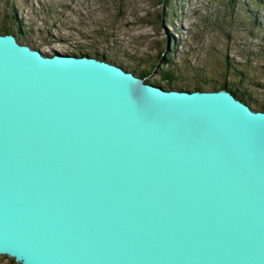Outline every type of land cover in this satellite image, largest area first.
I'll use <instances>...</instances> for the list:
<instances>
[{
	"label": "water",
	"instance_id": "1",
	"mask_svg": "<svg viewBox=\"0 0 264 264\" xmlns=\"http://www.w3.org/2000/svg\"><path fill=\"white\" fill-rule=\"evenodd\" d=\"M0 255L264 264V109L0 33Z\"/></svg>",
	"mask_w": 264,
	"mask_h": 264
},
{
	"label": "rangeland",
	"instance_id": "2",
	"mask_svg": "<svg viewBox=\"0 0 264 264\" xmlns=\"http://www.w3.org/2000/svg\"><path fill=\"white\" fill-rule=\"evenodd\" d=\"M12 10L24 39L17 38ZM2 23L42 53L96 51L135 75L172 43L175 84L190 85L198 76L219 83L226 67V78L237 82L235 72L243 70L245 85L264 109V0H0ZM0 264L21 263L0 255Z\"/></svg>",
	"mask_w": 264,
	"mask_h": 264
},
{
	"label": "trees",
	"instance_id": "3",
	"mask_svg": "<svg viewBox=\"0 0 264 264\" xmlns=\"http://www.w3.org/2000/svg\"><path fill=\"white\" fill-rule=\"evenodd\" d=\"M161 3H166L168 0H160ZM231 3H234L235 0H230ZM9 17L13 20L14 25L17 24L16 26V32H17V38L18 39H24L25 37V32L22 30V26L20 25V20L17 19V15L14 10H12L11 14ZM10 27L8 28L5 23H2L0 26V33H10ZM26 38V37H25ZM173 52V44L171 43V46L166 47V50L160 52L159 59H162L159 61V59L156 61L155 64H152L149 68L141 70L139 73H137L138 76L144 79V81L162 86L165 89H191V90H204L210 89V90H219V89H226L230 91L236 98L240 99L241 101L247 103L250 106L255 107L254 109H259L262 108L263 106L261 104H258L253 97V94L251 90L245 85V72L243 70H237L235 72L236 76H238V81L237 82H231L229 81L227 77V67L226 70L224 69L223 72V80L221 82H206L205 79L203 80L201 77H196L192 80L190 85H180V84H175V80L178 78L177 74L169 67L171 65V60H170V55ZM166 53L167 59L165 60L163 54ZM70 54H77V55H90V56H95L97 58H104L107 61L116 63L118 65H121V63H117L113 60H110L109 57H107L103 53H98L96 51H90L88 52L87 50H78L77 53L71 52ZM162 55V56H161ZM264 58V57H263ZM229 59L227 58L225 63H228ZM227 65V64H226ZM126 68V67H124ZM158 70L159 72V78L158 79H152L151 74L153 73L154 70ZM128 70V69H127ZM177 77V78H176ZM12 261H14L13 258H11Z\"/></svg>",
	"mask_w": 264,
	"mask_h": 264
}]
</instances>
